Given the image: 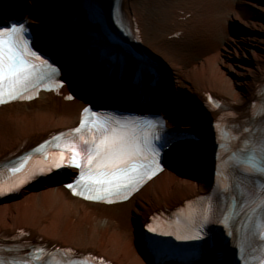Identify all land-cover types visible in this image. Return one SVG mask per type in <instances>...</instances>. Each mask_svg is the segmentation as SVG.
Here are the masks:
<instances>
[{"label": "bare ground", "instance_id": "bare-ground-1", "mask_svg": "<svg viewBox=\"0 0 264 264\" xmlns=\"http://www.w3.org/2000/svg\"><path fill=\"white\" fill-rule=\"evenodd\" d=\"M261 1L122 2L121 9L129 27L140 30V46L166 63L168 84L159 85L155 105H160L158 109L167 116L171 129L203 133L204 124L212 119L201 108L206 93L224 99L225 105L237 110L247 109L255 88L264 79ZM27 2L14 3L8 9L0 2V12H22L38 28L42 26V14L46 15L43 23L55 46L53 51L63 57L61 63L68 78L65 90L77 89L80 98L65 103L52 94H41L30 104L1 107V166L49 133L73 128L85 99H91L93 93L98 94V99L92 100L106 102V92L99 91L104 88L103 83L108 87L102 78L103 71L98 70L97 64L82 59L83 50H75L65 41L68 22L59 13L65 11L67 0ZM107 73L109 77H118L117 73ZM108 83L116 86L112 80ZM129 94L133 96L132 92ZM121 99L128 102L127 96ZM190 152L186 144L176 153L170 150L166 154L167 169L124 205L102 206L74 198L63 187L67 173L52 176L34 189L0 201V248L7 245V240H12L10 244L14 240L19 247H25L28 241L38 245L52 242L78 260L88 255L90 258L101 256L116 264H150L141 241L148 216L161 209H174L205 192L211 183L207 167L211 164L194 165ZM231 258L228 257L229 263ZM206 262L216 264L213 257Z\"/></svg>", "mask_w": 264, "mask_h": 264}, {"label": "snow or ice", "instance_id": "snow-or-ice-1", "mask_svg": "<svg viewBox=\"0 0 264 264\" xmlns=\"http://www.w3.org/2000/svg\"><path fill=\"white\" fill-rule=\"evenodd\" d=\"M26 28L24 25L5 27L0 29V104L5 103V96L8 101L28 98L26 96L31 89L39 86V82L47 80L52 81V74L57 71L46 60L41 59L29 46L28 41L24 39ZM39 61V64L36 63ZM45 66L48 71H45ZM72 99V97H68ZM251 108V105H249ZM85 113L90 112V109H85ZM92 116H98L93 112ZM251 118V115H250ZM119 127H113L107 119L100 123L99 136H92L90 139L83 135L76 139H70L65 142V149L71 153L70 156L65 157L64 152L58 153V158L53 162L57 168L62 167L67 161L69 167H74L80 170L79 179L76 181L77 185L83 182L89 195L84 198L95 201L112 202L113 197L127 198L129 192L133 188L141 184L145 178H150L154 174L156 168L155 156L157 155L151 142L145 137L143 141L126 131L128 125L119 120L115 121ZM83 124L81 128H83ZM155 128L156 125H151ZM81 128L73 130L75 133H80ZM251 133L250 129H245ZM63 135V134H62ZM69 136L72 134L69 133ZM258 139L245 140L242 151L249 152L245 159L237 158V166L248 176L259 174L264 178V129L257 133ZM155 139H160L156 134ZM61 136L54 137V140L59 141ZM239 140V138H236ZM50 143V142H49ZM59 147V145H57ZM152 155V164L156 168L144 163L147 154ZM31 157L25 159L18 165L11 167L9 172L16 174L22 171L27 161ZM53 165H48L49 169ZM162 170V169H161ZM43 171V169H41ZM23 183V181H20ZM72 189L73 194L80 195L76 191V187L72 184L67 185ZM12 188L5 189L0 186V196L6 194V191H11ZM227 191V189H225ZM264 212V191L259 193V200L253 207V212ZM211 206L206 209L201 215L202 219L199 225L189 217V224L197 226L198 230L192 236L177 235V239H195L204 240L205 236L201 231L205 225L211 222L210 218ZM230 216H225L223 223L227 227ZM180 226V221L176 222ZM189 225H185L187 227ZM264 226V221H262ZM149 232H155L152 227L148 228ZM160 235H167L170 233H159ZM230 234V233H229ZM264 238V235H262ZM41 251V250H37ZM0 264H30L28 260H6L0 257ZM103 264V261L100 262Z\"/></svg>", "mask_w": 264, "mask_h": 264}, {"label": "rangeland", "instance_id": "rangeland-1", "mask_svg": "<svg viewBox=\"0 0 264 264\" xmlns=\"http://www.w3.org/2000/svg\"><path fill=\"white\" fill-rule=\"evenodd\" d=\"M260 3L264 7V0H262ZM221 54L224 55V50H221ZM239 54H240V51H239ZM237 88L239 89V87H237Z\"/></svg>", "mask_w": 264, "mask_h": 264}]
</instances>
